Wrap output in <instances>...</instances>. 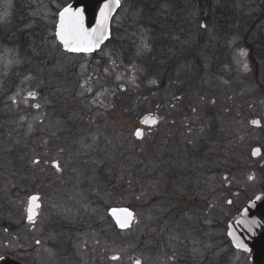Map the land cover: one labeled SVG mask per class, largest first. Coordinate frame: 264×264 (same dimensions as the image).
Masks as SVG:
<instances>
[{
	"label": "rangeland",
	"instance_id": "374dc122",
	"mask_svg": "<svg viewBox=\"0 0 264 264\" xmlns=\"http://www.w3.org/2000/svg\"><path fill=\"white\" fill-rule=\"evenodd\" d=\"M71 1L0 0L8 37L0 41V257L24 264H250L225 238L252 192L245 174L231 180V170L247 150L243 130L264 105L257 104L264 99L263 0H233L239 20L214 51L222 74L211 75L213 58H201L194 71L180 63L183 52L163 50L174 72L162 70L163 82L145 75L146 63L159 58L143 1L121 0L109 42L93 55L67 54L55 39L57 14ZM201 30L215 40L212 26ZM21 33L25 54L12 39ZM63 101L69 114L56 108ZM238 107H251V118L241 119L244 111L238 117ZM59 113L83 138L66 132ZM147 116L158 123L142 126ZM104 163L106 180L96 169ZM31 194L40 195L41 209L27 224ZM180 204L186 212L174 227ZM111 207L134 212L129 231L114 234Z\"/></svg>",
	"mask_w": 264,
	"mask_h": 264
},
{
	"label": "trees",
	"instance_id": "16d2710c",
	"mask_svg": "<svg viewBox=\"0 0 264 264\" xmlns=\"http://www.w3.org/2000/svg\"><path fill=\"white\" fill-rule=\"evenodd\" d=\"M141 2L142 20L147 27H150L156 33L154 49L155 55L157 52V57L159 58L154 62L150 61L146 63V67H148L149 72L145 73V75H147L148 77L158 76L159 80L163 82V79L164 77H166V74L164 73L161 75L160 73L162 72V70L167 72V74L169 75H172L174 73L171 71V67H168L166 69L168 64H170L169 61L171 60V58H161L160 51L162 52L163 50H165L168 54H170V51H172V53L174 54L176 50L183 52V54L180 55V63H183L185 65L186 63H188V65H190L191 69L194 71H199L197 70V66L200 65L199 60L201 58H213L216 62L211 67V75L222 74V71L218 70V68L216 67L220 64L219 62H217V58H214V51L219 50L221 47L220 42L222 41L223 35L225 33L224 29L228 25H232L237 20H239L237 9L233 0H141ZM161 3L168 4L169 8L162 10V8H160ZM259 18L260 19H258L257 21H262L264 19V0L262 2V12ZM201 24L212 26L214 33L213 37L215 40L203 38L206 33L201 30V27L195 28ZM193 26L195 27L192 29ZM23 35V33H21L19 36L15 35L14 37H12V39L14 40L15 45L19 46L20 51L25 54L26 46L24 44V40H26V37ZM243 37H247L246 40H243V44H247L248 41V46L254 48V46L251 45L248 40V35H244ZM5 38V31L0 27V41L3 42ZM260 38L262 39H259L258 41L264 42V35L260 36ZM6 39H8V37ZM175 44L177 48L173 47V45ZM250 47L248 48L249 50H251ZM200 51L202 52L201 54ZM254 51H258L257 55L260 59L263 57L261 54L263 52L262 50V52L257 49H254ZM184 57L186 59L185 61L182 60V58ZM250 59L254 60L253 57H250ZM177 69L178 68L176 66L175 71ZM201 80L199 85L203 84L204 82V79ZM56 98H58V96H56ZM62 104H59L56 107L57 110L59 111L60 109L61 113V109L66 108V113L69 114L71 110L70 104L66 101H63ZM210 113L213 115L212 112ZM60 115L61 118L66 120V132L68 133V131H70L71 135L76 137V141L83 138L80 137L78 133L74 131L75 129L72 126L70 116L67 115L66 118V116H63V114ZM100 136L101 135H99V137ZM86 143L87 142H83L82 145H86ZM104 151V149H101L98 150L97 153L98 155L103 154ZM206 151L207 149L205 150V152ZM205 155V153H201L200 157L203 159ZM106 166L104 163L100 165V167L96 168L97 171L103 177H105V180L107 179V175H105L103 172H105ZM185 212V206L180 204L178 211L173 215V222L175 223L174 227L175 225H177L179 217ZM5 225L6 224H3V233L10 235V232L13 228H11L8 224V227H6ZM113 232L116 235L123 233L116 231L114 228Z\"/></svg>",
	"mask_w": 264,
	"mask_h": 264
},
{
	"label": "water",
	"instance_id": "95a60500",
	"mask_svg": "<svg viewBox=\"0 0 264 264\" xmlns=\"http://www.w3.org/2000/svg\"><path fill=\"white\" fill-rule=\"evenodd\" d=\"M104 2H105V0H72L66 6L71 5L73 8H78V7L84 8V10H85V25H86V27L92 28V27L97 26L96 21L100 15L99 9L101 7H103ZM113 7L115 8L114 4H113ZM119 8H115V11H113L109 14V19H108L107 24H106V35L108 38L102 40V42L99 44V47L93 48V50L91 52H70V51H67L64 48L63 44L55 36V32H56V25H55L54 36H55L57 43L61 47L62 51H64L67 54H71V55H92V54L99 52L101 50V48L111 38V23H112L113 17L115 16V14L117 13ZM57 22H58V14H57ZM57 22H56V24H57ZM155 124H156V119L151 118L149 116L145 117L143 119V121L141 122L142 126L148 127V128L154 127ZM138 130L142 133L141 129H138ZM138 130H136V132L134 133L136 140H139L142 138V137L141 138L137 137L136 133ZM33 195L39 196V200H38V202H32L30 204L29 198ZM258 196L261 197L260 200H256L255 199L256 197H254L252 200H250L244 206V208L249 209V213L247 216H241L240 215V213L244 209L243 208L239 212V214L235 217V219L227 224V237H228L231 245L237 251L244 252L247 254H251L250 260H249L250 264H264V194H261ZM37 203L39 204V207H36ZM253 203H254V206H253ZM29 207H32V209H33L32 214L34 216V220L31 222L28 220V216L30 214L28 212ZM40 209H41L40 195L39 194L29 195L27 200H26V206L24 208V212H25L24 222L27 224L33 223L39 217ZM129 213H131V215H129ZM107 215L112 220L116 230L120 231V232L129 231L132 228L133 223L135 221L134 212L127 207H111L107 210ZM118 219L122 222H127L129 226L126 228H120L117 224ZM237 219H244L246 221H250L252 219H257V220L261 221L262 226H260V227L253 226V233H249L242 226H237L235 224V221ZM229 224L233 225V230L235 232V236H242L244 243L247 246L248 251L245 252L241 249L236 248L235 237L228 236V231H229L228 225ZM136 262H137V260H135L133 262V264H136ZM0 264H24V263L14 259L11 256H2V257H0Z\"/></svg>",
	"mask_w": 264,
	"mask_h": 264
},
{
	"label": "snow or ice",
	"instance_id": "6c2138e0",
	"mask_svg": "<svg viewBox=\"0 0 264 264\" xmlns=\"http://www.w3.org/2000/svg\"><path fill=\"white\" fill-rule=\"evenodd\" d=\"M119 8L121 5V0H105L103 7L99 9V18L96 21V27H86L85 25V10L82 7L73 8L71 5L63 7L58 13V22L56 24V38L63 44L64 48L70 52H91L93 48H98L99 44L102 40L107 39L106 35V24L109 19V14L115 11V8ZM202 28L206 27V25L201 24ZM147 47V45H145ZM35 107H39V105H35ZM138 138L142 137V133L138 130L136 133ZM256 154L255 152L253 153ZM34 163H39L38 160L34 161ZM59 171V165H54ZM253 177H249L252 179ZM256 200H260V196H256ZM39 196L33 195L29 198L30 204L32 202H38ZM231 203V201H228ZM254 206V203H253ZM36 207H39V204H36ZM28 212L30 213L28 216V220L31 222L34 220V216L32 214L33 209L29 207ZM249 213L248 208H244L240 213L241 216H247ZM131 215V213H129ZM117 224L120 228L128 227L127 222H122L119 219L117 220ZM237 226H242L249 233H253V226L260 227L261 221L257 219H252L250 221H246L244 219H237L235 221ZM229 231L228 236L235 237V246L237 249H241L243 251H248L246 244L242 236H235V232L233 230V225H228ZM39 243V241H37ZM112 259H118V257H112ZM136 264H140L139 261Z\"/></svg>",
	"mask_w": 264,
	"mask_h": 264
},
{
	"label": "flooded vegetation",
	"instance_id": "af4514ba",
	"mask_svg": "<svg viewBox=\"0 0 264 264\" xmlns=\"http://www.w3.org/2000/svg\"><path fill=\"white\" fill-rule=\"evenodd\" d=\"M263 102H264V99L257 101L258 106H261V104ZM240 107L234 109L235 111H238L237 112L238 117L241 115L240 113H242L244 111L243 112L244 116L243 117L241 116L240 118L243 120L244 119L246 120L249 117L248 118V120H249L251 118L250 117L251 116V114H250L251 107H248V108H240ZM252 112H254V111H252ZM153 118H155L156 123H158L157 118L155 116ZM252 118H253L252 121L251 120L249 121L250 127L243 130L244 135H243L242 141L245 140V143H246L245 147L247 150H240V152H239L240 158L237 159L238 161L234 163L233 168L231 170V172H232L231 180L235 176L245 174V176H246L245 180L248 182L247 183L248 187L250 190H252L251 197L248 200V202L251 199H253L254 197L261 195V194H264V105H263V108L261 110L260 118L255 117V116H253ZM239 145H240V147L241 146L244 147L242 142H240ZM254 152L256 153L255 155L253 154ZM250 176L253 178L249 179ZM234 184H236V180H234ZM242 189L243 188L241 187L240 190H242ZM246 204H244L243 207ZM237 215L238 214H236L233 219H235V217ZM225 239H226L227 244L230 247L229 250L231 252L232 251L233 252H239V253H242L244 255H247V256H249V260H250L251 254L240 252V251H237L233 248V246L231 245V243L227 237V229H226V238Z\"/></svg>",
	"mask_w": 264,
	"mask_h": 264
}]
</instances>
